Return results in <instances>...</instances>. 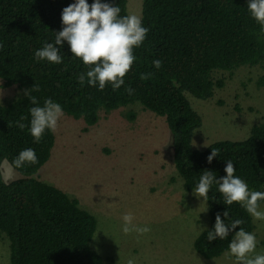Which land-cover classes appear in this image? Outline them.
I'll return each instance as SVG.
<instances>
[{
    "label": "trees",
    "instance_id": "1",
    "mask_svg": "<svg viewBox=\"0 0 264 264\" xmlns=\"http://www.w3.org/2000/svg\"><path fill=\"white\" fill-rule=\"evenodd\" d=\"M74 2L0 0V88L15 92L9 101L0 102V167L5 161L20 175L4 182L0 170V236L7 241L9 264H105L90 247L96 218L76 199L34 177L54 145L53 132L46 130L35 143L29 131L30 109L35 105L25 93L36 85L40 91H30L29 96H35L40 106L45 99L59 103L66 116L84 125L83 131L95 125L101 113L134 105L162 118L170 134L171 160L185 192L196 190L203 171L215 173L218 180L224 177L227 161L250 191L264 192V118L242 140L216 141L203 150L192 145L202 119L189 98L211 100L225 85L218 73L264 68V32L251 18L248 0H141L140 17L149 32L142 46L133 50L136 60L116 91L111 85L104 90L86 81L81 85L78 75L89 69L72 56L67 42L59 46L61 64L35 59L45 43L54 44L62 30V10ZM101 2L119 6L121 17L128 15L126 0ZM155 60L162 62L159 69ZM142 73L152 76L141 80ZM262 85L264 75L257 81V86ZM129 86L135 90L132 95L125 91ZM21 115L28 117L23 130L16 126ZM27 148L34 149L38 163L15 168L13 161ZM214 148L220 152L209 164L207 157ZM208 196L207 226L193 240V250L212 260L229 252L235 231L253 233L255 225L240 204H225L218 184L211 186ZM217 214L226 224L243 223L228 238L209 242L207 231L214 229Z\"/></svg>",
    "mask_w": 264,
    "mask_h": 264
},
{
    "label": "rangeland",
    "instance_id": "2",
    "mask_svg": "<svg viewBox=\"0 0 264 264\" xmlns=\"http://www.w3.org/2000/svg\"><path fill=\"white\" fill-rule=\"evenodd\" d=\"M126 11L140 16L141 0H126ZM218 75L225 85L211 100L189 98L202 119L192 140L197 150L216 141L242 140L264 118V85L257 86L264 68L241 67ZM14 96L13 90L0 88L1 103ZM83 127L64 114L53 132L50 157L34 177L76 199L96 218L90 247L105 264H127L129 259L134 264H235L229 252L205 260L193 250V240L207 226L206 203L196 190L182 189L162 118L134 105L103 112L95 125ZM0 170L4 182L20 178L5 161ZM129 213L134 225L151 231L123 233L122 217ZM252 220L256 252L264 253V221ZM0 264H9L3 236Z\"/></svg>",
    "mask_w": 264,
    "mask_h": 264
},
{
    "label": "clouds",
    "instance_id": "3",
    "mask_svg": "<svg viewBox=\"0 0 264 264\" xmlns=\"http://www.w3.org/2000/svg\"><path fill=\"white\" fill-rule=\"evenodd\" d=\"M247 8L251 18L261 26V31L264 32V0H248ZM120 11L119 6L101 2V0H93L91 4L87 0H75L62 10V30L56 33L54 44L45 43L35 52V59L61 64L63 58L59 46L67 42L72 56L80 59L89 69L86 73L78 75V82L84 85L86 81L88 86H98L99 90H104L107 85H111L112 90L116 91L124 85V78L136 60L133 50L142 46L149 32V28L142 24V17L138 15L121 17ZM153 65L159 69L162 62L155 60ZM151 76L152 73H142L140 79H150ZM30 91L39 92V86H33L25 95L30 99L31 104L35 105L30 109L29 131L34 142L40 143L46 130L51 132L57 130L64 112L61 105L52 99H45L43 106H40L35 96L28 95ZM125 91L132 95L135 90L129 86L125 88ZM26 119L28 117L21 115L16 122L20 130L26 127L23 123ZM219 152V149H212L207 162L211 164ZM26 163L31 165L38 163V157L32 148L22 150L13 161L15 168H22ZM224 172L225 176L218 180L215 173L203 171L196 187V196L207 202L210 199L208 193L211 186L214 183L218 184L225 204L238 203L254 220L264 221V211L261 210L260 204L264 201V192L250 191L246 182L234 175L235 167L231 161L226 162ZM228 215V211L223 213L224 218ZM122 219L124 221L122 231L125 234L134 231L143 235L151 231L147 226L134 225V217L131 213L125 214ZM242 223L241 220H235L230 225L226 224L225 220L222 221L221 215L217 214L214 229L207 231V240L209 242L217 238L224 240ZM257 243L254 233L239 228L234 232L228 245V254L234 257L235 264H264V253L256 252ZM127 264H134V260L129 259Z\"/></svg>",
    "mask_w": 264,
    "mask_h": 264
}]
</instances>
